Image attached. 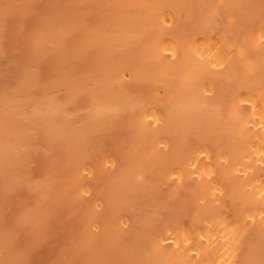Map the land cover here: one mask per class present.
<instances>
[{
  "label": "bare ground",
  "instance_id": "bare-ground-1",
  "mask_svg": "<svg viewBox=\"0 0 264 264\" xmlns=\"http://www.w3.org/2000/svg\"><path fill=\"white\" fill-rule=\"evenodd\" d=\"M57 1L50 0L46 8L42 6L40 11H44L46 18L43 19L45 20L41 19L42 22H38L25 36L18 37V42L24 39L29 41L32 47L29 52L32 53L29 54L28 64L18 77L17 82L11 85L3 84L0 88V176L7 175L8 179H5L13 180L15 183L18 181L15 179L22 174L16 175L14 168L19 171V169H24L23 166H26L25 155L22 156L21 152L25 147L28 150L32 147L31 141L33 140L32 136H36L35 130L43 127V130H47L50 136L55 134L56 130H58V134L64 118L70 115L66 109L68 104L74 102L77 91L83 92L81 89L86 88L88 84L86 82L90 80L89 76L95 73L93 65L94 67L90 68L88 74L85 72L88 71L86 68L83 72L85 75L82 72L80 74L73 72L70 75L64 71L65 68L63 69L65 63H69L62 61L63 58L54 61L56 68L55 71L53 70L54 77L41 80L39 74L36 73L38 71L35 67L37 61L40 58H51L50 53L58 50L64 51L66 58L76 60L77 55L81 59L89 48L91 49L99 43L101 46L98 47H103V50H100L102 57L98 61L102 66L100 65V68L99 64L95 63V65L101 70L104 69L100 70V74L96 69L98 72L96 74H99V83L102 78V87L108 84L109 86L113 85L110 86L112 88L114 83L118 82L121 85L126 81L127 84L129 81L141 78L147 79L145 82L148 83L151 92L145 94L148 99L145 98L146 96L143 98L141 95L140 97L141 93L139 96L131 94V97L124 94L122 87L119 89L120 92L117 87H114L119 92H116L118 96L114 94L113 88L111 92H113V96L116 95L120 99L119 105L117 102L119 99L116 100L115 97V100L111 99L112 95H110V99L104 98L103 92L105 95L106 93L101 87L103 92H96L101 95V98L99 97L98 100L99 95H95L97 102L95 104L93 102L89 109L86 108L89 110L88 121L100 126L103 123L102 120L107 119L110 114L115 115L117 112L119 117L121 115L119 113L122 111L131 112L134 118L129 114V122H125L128 119L124 117L126 115L124 112L122 121L128 126L130 116L132 119H136L139 127L133 120L127 130L130 127L129 131L131 132L134 129L132 126L135 125L138 127L136 129L147 135L149 133L150 137L148 136L147 142V135L141 134V137L143 136L146 140L143 138L140 142L146 141L147 143L144 142L143 147H140L139 131L133 130L136 134L131 132V134H135V137H130L131 134L127 135L134 141L137 139L139 145L132 146L133 140L130 141L131 139L128 138V140L125 137L132 145L130 143V146L127 145L128 147L126 146L124 149L126 144L122 148L120 145L119 147L123 150H131L124 152L128 156L132 155L131 160L126 163L125 168L121 167L118 171V167L113 173L111 171L117 165L120 166L116 164L114 155L103 153L101 150L89 151L87 137H89L90 130H88L87 137L80 130L83 132L82 135H85V139L74 137L68 140V149H70V153L73 151L74 154L72 156L68 153L69 156L66 155V157L73 162L69 160L72 163L67 165L65 162L64 166H70L74 172L70 167L66 168L74 175L68 176L69 180L67 177L64 178L67 183L70 181L69 184L60 177L59 181L57 179L55 182L52 181L59 185L58 182L62 180L66 183L65 186H70L68 188L71 189L68 190L73 191V200L70 198L69 201L76 202L77 213H83L81 216L85 217L83 220L80 216L83 221L78 219V225L82 223L83 228L81 227L80 233L77 229L79 236L73 249L77 264H264V0H100L104 6H99L98 11L95 10V12L103 19V22L101 20L99 24L95 22V25L91 27L85 25V20L80 15L81 11L74 15L73 9L70 10L73 16H68L70 12L67 11L69 14L66 17L64 14V16H60L58 12L59 16H56V13L47 18L45 9L47 12L59 9ZM37 2L38 0H0V55L5 49L2 34L6 24L3 17L9 12L14 14L17 20L34 17L37 12L32 10ZM91 2L93 1H71L73 5L75 3L80 6H89L88 4ZM96 3L99 2L96 1ZM100 7H105L107 12L103 11L105 13L103 14L106 16L107 13V17L112 18V20L108 19L111 22L103 16ZM63 11L65 10L63 9ZM89 13L93 14V11L89 10ZM97 14H94L95 17ZM60 17L62 18L60 19ZM17 22L16 20L13 22L15 32L20 31V24L18 25ZM76 30L81 32L80 40L78 42L76 40L72 44L66 43L69 37L74 36ZM132 44L136 47L130 46ZM127 48H130L132 52L135 51L134 54L140 53L139 51L142 50L143 59L139 58L141 54H138L139 57L135 54L138 60L134 58V55H132L133 58L130 55L126 56L134 60L123 57L126 52L124 53L122 50H129ZM110 51H114L113 55L115 56V52H118V56L120 52L123 55L120 53L122 55L119 56L120 59L116 56L118 61H115L112 55L111 62L108 55ZM132 52L128 54H133ZM106 56L109 57V63L106 61L105 65L102 64L104 60H101ZM13 61L15 58L11 62ZM8 63L5 62L7 65ZM74 67L72 66L71 71L74 70ZM143 80L139 81V85ZM90 84L89 86L92 87V83ZM36 87L43 91L40 98H36L32 94L33 88ZM60 90L66 92L65 97L58 95ZM117 114L113 118L116 117V120L119 121L120 117L118 118ZM123 117L126 119L125 121ZM133 122L134 125H132ZM91 123L87 125H92ZM125 123L121 126L124 127ZM74 125L71 127L74 128ZM81 125L84 126V124ZM106 125L99 128H105ZM111 125L110 128L113 127ZM86 127L92 128V126ZM80 131L76 136L80 135ZM137 133L138 138L136 137ZM44 134L47 136L46 132ZM55 137H51V140L54 139L52 144L56 143L55 140L58 141ZM63 139L61 138L62 141ZM61 140L59 139L60 142H62ZM60 142L59 144H61ZM63 143L65 142L63 141ZM137 146L140 147V150ZM65 147L63 148L65 149ZM33 149L35 150V148ZM118 161H120L119 158ZM70 164H73V167ZM49 167V169L47 167V171L51 172L47 174L45 171V178H48L52 173L51 179L54 175L60 174L57 173L58 169L54 172L55 168L52 171V166ZM58 167L60 166L58 165ZM62 169L60 172H63ZM67 169L64 170L65 175L70 172L69 170L66 172ZM21 177H23L24 183L30 181H27L24 176ZM40 180L38 184L37 181H34L36 185L32 184L33 180L29 182L28 189L32 188H30L32 190L29 192L30 194L34 193V189V194H37L36 191L39 188L38 195L40 197L43 195V199L46 197L44 195L48 196L55 189L57 198L63 197L64 199L67 195L69 196L64 191V189L67 191V186L65 187L64 184L62 193H64L63 195L66 193V196L58 197L61 195L59 191L61 192L62 186H57L59 189L53 187L54 184L52 187L55 189H51L52 181L46 179L50 182L48 187L47 181L44 180L43 183V180ZM10 181L5 182V184L9 183V187L10 184H13ZM41 182L46 184L47 188ZM194 182L197 183V187L195 192L191 193L190 187ZM16 184H13L12 187ZM19 185L17 184V186ZM33 187L35 188L33 189ZM48 188H50V192L47 191ZM10 189L13 193L14 189ZM42 189L45 193L42 192ZM160 189L165 191L164 197L158 195L161 193ZM95 192L96 195H94ZM141 194L148 195L149 198L146 197L147 200L144 199V196L143 199L139 198ZM55 195L52 193V197H46L47 202H51V197L59 210L66 209L62 208L66 198L63 201L62 199L56 201L55 197L53 198ZM39 196L38 198H40ZM42 198L38 200L37 205L34 203L37 207L32 206L36 209H34V213L29 212L28 206H26V210H22L32 213L25 214L27 218L24 214L18 215V217L24 215L25 223L31 219L29 224L34 229L36 226V224L33 225L34 227L32 226V222L36 221L34 217L38 221L37 216L40 214L42 216V213L45 212L43 209H46V214H48L47 208L51 204L56 206L54 203H49L50 205L42 203L44 201ZM32 199L35 200V198ZM61 201L62 203H60ZM66 202L68 201L66 200ZM39 203H42L40 204L42 206ZM43 204H47L45 208H43ZM53 205L52 208L50 207L51 209H54ZM189 205H192L193 215L191 221L186 222L185 214ZM1 206L3 205L1 204ZM19 208L21 209V207ZM1 209L3 211L0 212L5 215L4 209ZM37 209L39 212L43 211L32 219V215H35ZM164 210L167 212L162 217L161 214ZM69 215L71 214L69 213ZM41 219L40 217L39 222L42 221ZM42 224L40 223V226ZM15 225L19 226V224ZM30 225L27 222L26 228L29 231L31 230L28 227ZM40 226L36 230L40 232H38L39 234L33 231L37 237L46 228L41 230L45 225ZM61 227L60 229L56 228V231L57 229L61 230ZM63 229L65 230L64 226ZM45 230L46 232L54 231L52 229ZM67 230L72 231L73 229L71 227ZM15 231L17 232V230ZM29 231L24 232L31 235L32 233ZM34 233L33 235H35ZM54 233L56 234V232ZM15 235L18 236V234ZM37 237L34 240H43L44 238L43 236H41L42 238ZM44 240L46 239L44 238ZM56 256H54L56 259L62 258V256L58 258ZM72 256H69L70 261H67L69 258L66 259L64 256L63 260L67 261L64 262L71 264L73 261L74 263ZM55 258L50 261V264L52 262L55 264ZM59 261L61 260H56V262Z\"/></svg>",
  "mask_w": 264,
  "mask_h": 264
},
{
  "label": "rangeland",
  "instance_id": "rangeland-1",
  "mask_svg": "<svg viewBox=\"0 0 264 264\" xmlns=\"http://www.w3.org/2000/svg\"><path fill=\"white\" fill-rule=\"evenodd\" d=\"M48 1L50 2V0H38V2H37V5L34 7V10H32V11H35V12H37L36 13V15L34 16V17H31V18H24V19H20V20H17L16 18H15V16H14V14H12V13H8L5 17H3V20H5V24L6 25H4V31H3V34H2V37H3V40H4V51H6V52H4V51H2V53H4V54H2L1 53V55H0V88H1V86L3 85V84H9V85H11V84H14V83H16L17 82V79H18V77L20 76V74L25 70V68H26V66H27V64H28V58H29V54H31L32 52H29L31 49H32V47H31V45H30V43H29V41L27 40V39H24L23 41H21V42H18V37L20 38L21 36H25L30 30H31V28H34L35 26H36V24L38 23V22H42V20H45V19H43L45 16H44V11H40V9H41V7L42 6H45V8L48 6ZM69 1V2H68ZM71 1L72 0H58L57 1V5L59 6L58 8L59 9H57V10H54V11H51V12H47V10L45 9V14L47 15V18H49V17H51L52 15H55L56 13H57V15L56 16H59L58 15V12H59V14H60V16H64L65 15V17H66V15H68L69 13L67 12V11H69L70 12V14L68 15V16H70V15H72L73 16V13H74V15H76V14H78V13H80V11H81V14L80 15H82L83 16V19L85 20L84 21V23H85V25L86 26H88V27H91L92 25H95L94 23L96 22V24L98 23H101V22H103L102 20V18L97 14V12H95V10H97L98 11V9H99V6H101L102 4L100 3V0L98 1V0H91V1H93V2H91V4H88L89 6H80V5H76L75 3H74V5L71 3ZM96 1L97 2H99L100 3V5H99V3H96ZM67 3V4H66ZM63 4H65V5H63ZM72 4V5H71ZM69 5V6H68ZM98 5V6H97ZM63 6H65V7H67V8H65V7H63ZM96 6V7H95ZM102 6H104V5H102ZM82 7V8H81ZM87 7H88V10H87ZM89 7H91V8H89ZM17 8V7H16ZM61 8V9H60ZM70 8V9H69ZM101 8V7H100ZM103 8V10H101ZM101 9H100V11H101V13L103 14L105 11L107 12V10H105L104 8L105 7H102ZM63 9L65 10V11H63ZM73 9V10H72ZM78 9V10H77ZM70 10H72V12L70 11ZM89 10H91V12L93 11V14H91V13H89ZM63 13H62V12ZM85 11V12H84ZM99 11V12H100ZM104 11V12H103ZM66 12H67V14H66ZM78 12V13H77ZM98 12V13H99ZM108 12L110 13V11L108 10ZM87 13V14H86ZM64 14V15H63ZM84 14V15H83ZM89 14H90V16H89ZM97 14V16L95 17V15ZM100 14V13H99ZM105 14V13H104ZM103 14V16L104 17H106L107 18V20L109 19L107 16H108V14L106 13V16ZM12 15V16H11ZM42 16V17H41ZM86 16H88V17H86ZM99 16V17H98ZM99 18V20H98V18ZM46 18V17H45ZM62 17H60V19H61ZM94 18V19H93ZM42 19V20H41ZM97 19V20H96ZM18 21L17 23H18V25H19V27H20V31L19 32H15L14 31V29H15V24L13 23L14 21ZM101 20V22H99ZM106 20V19H105ZM109 20H112V18H110ZM108 20V21H109ZM62 21H63V19H62ZM88 21V22H87ZM109 22H111V21H109ZM112 22H114V21H112ZM87 23V24H86ZM24 26V27H23ZM22 28V29H21ZM76 36V37H75ZM80 36H81V32H80V30H76L75 32H74V36H72L70 39L68 38L67 40H66V43H69V44H72V42H75L76 40H77V42L80 40ZM12 38V39H11ZM20 41V40H19ZM27 44H29V45H27ZM98 45H96V46H94L93 48H89V50L87 51V53L85 54V56L84 57H82L81 59H80V57L79 56H77L76 55V57H75V55H74V57L76 58V60H72V59H70V58H66L65 57V53H64V51H61V50H58L57 52H52V54L50 53V56H51V58H40L38 61H37V63L35 64V67H37V72L36 73H38L39 74V77H40V79L41 80H47V79H49V78H51V77H54V75H55V73H54V71L56 70V68H55V63H54V61L56 62V60H61V59H63L64 58V60H62V61H64V62H66V61H68L69 63H65V67H63V69H64V71H66V72H68L70 75L74 72V73H81L82 72V74H84L85 75V73H83L85 70H86V68H87V70L88 71H85V72H87V74H88V72L90 71V68L92 69V67H94V69H95V73H92V75H90L89 76V78L88 79H90V80H88L86 83H88L87 84V86H86V91H85V89H81V90H83V92H85V93H83V92H81L80 90L79 91H77L76 92V98H75V100H74V102L73 103H70V104H68V106H67V110L69 111V116L67 117V118H64L65 120H64V122L62 123L63 125H62V127H61V129L59 128V130H60V132H62V133H60V132H58V134H57V131L58 130H56L55 132V134H53V135H49L48 133V131L47 130H43V127H41V128H37V129H39V130H35V132L36 133H34V134H36V136L35 135H33L32 137H33V140L31 141V144H32V147L28 150L26 147L22 150V152H21V155L23 156V155H25V161H26V166H23L24 167V169H19V171H17V168H14L15 169V171H16V175L18 174H22V175H19L18 176V178L17 179H15L16 181L18 180V181H20V182H16L17 184H20L19 186H17V184L15 183V181L13 182V180L12 181H10V180H7L8 178V176L6 175V176H0V184H1V186H0V205L2 204L3 206H1L0 207V211H3L1 208H3L4 209V213H5V215H3L2 213L3 212H0V251H2V252H0V264H50L51 262L50 261H53L54 260V256H56L57 258L58 257H60V256H62V258L60 257V258H58V259H56L55 258V264L57 263V264H67L66 262L67 261H70L71 260V256L73 257L72 259L74 260V263H73V261H71V264L73 263V264H77V259H76V256H75V253H73V249H74V246H75V242L77 241V238H78V236H79V234H78V232L80 233L81 232V230H82V223H80V225H78L79 224V220L78 219H83L84 220V218L82 217L83 216V213L82 214H80V212H78L77 213V209H76V202H74L73 203V201H71L72 202V204H70L71 202L69 201V200H73V191H69L71 188H68V187H70L69 185H66L67 186V191L64 189V191L67 193V194H69V196L67 195L66 196V193H65V195H63L64 193H62V189H63V184H64V186H65V184L67 183V180L65 181L64 180V178H66L67 177V179L69 180V177H70V175L72 176V175H74L73 173H72V169H71V167H70V169L72 170V171H70L69 169H67V168H69V167H65L64 166V164H65V162H67V165H69L68 163H70L71 161L73 162V160H71V159H69V160H71V161H69L68 160V157H66V155L69 153V155L71 154L72 156H73V151H71V153H70V149H68L69 147H68V140H70V139H72V138H74V137H79V138H84L85 139V137H87V133H88V130H90L89 131V137H87V145H88V148H89V151H94V152H97V150H101L103 153H110V154H112V155H114L115 156V158H116V161L118 162H116V164H119L120 166H118L117 165V167L116 168H114L111 172L113 173V172H115V170L117 169L118 171L121 169V167H126L127 166V164L126 163H128V162H130L129 160H131V156H128V154H126V153H124L125 152V150H123L124 148H126V146L127 145H129L130 146V141H134V139H131L130 137H135V131H133V130H135L136 128H138L139 126H138V124L136 123V119L134 120V119H132V114H131V112H126V111H122V113H123V115H124V112H126V115L124 116V117H127V119H128V115L130 114V116H132V117H130L129 116V118H130V123H132V121L134 120V122L136 123L135 125H137V126H135L134 125V122H133V124L132 125H134V126H132V125H130V126H132L134 129L132 130L135 134H131V132L129 131V129H130V127H129V129L127 130V128H128V126H129V124H128V126H126V123L125 122H129V119H128V121L123 117V119H124V121L125 122H123L122 121V113L120 112L119 113V117H120V120L119 121H117L116 120V117L115 118H113L114 116H116V114H117V112L115 113V115L113 114H110L108 117H107V119L105 118L104 120H102V124L100 125V126H98L96 123V125L98 126H96V128H95V124H94V122H93V124L91 123V122H89L88 120H89V106L93 103V104H95V102H97V98H98V100L101 98L100 96L101 95H99V94H96V92H98V91H102L101 90V87H102V78H101V82L99 83L98 82V78H99V74H100V65L101 64H99V62L98 61H100V57H102L101 56V54H100V50H103L102 48L103 47H98V46H101L99 43H97ZM134 44H132V45H130V46H133ZM68 46H70V45H68ZM135 46V45H134ZM96 47V48H95ZM136 47V46H135ZM130 48H132V47H130ZM130 48H127V49H129V50H126V51H123L122 50V52H126L125 53V55L123 56V57H126L127 55H130V57H132V55H134V58L135 59H137L138 57H139V55L138 54H141L140 55V59H143V52H142V50L141 51H139L138 49H136V51H139L140 53H138L137 52V54L136 55H138V57L133 53V52H135V51H130ZM95 49V50H94ZM93 50V51H92ZM132 50V49H131ZM133 50H135L134 48H133ZM92 51V52H91ZM59 52V53H58ZM61 52V53H60ZM112 52V53H111ZM122 52H120V53H122ZM133 53V54H128V53ZM142 52V53H141ZM99 53V54H98ZM113 53H114V51H110L109 53H108V55L110 56V60H111V62H112V55H113ZM119 53V56H122L123 55V53H122V55ZM7 54H8V56H7ZM60 54H62V55H60ZM115 54H116V56H118V52H115ZM97 55V56H96ZM100 55V56H99ZM3 56V57H2ZM60 56V57H59ZM92 56V57H91ZM115 55H113V59H115V61H118L117 59L119 58V56H118V58L116 57ZM142 56V57H141ZM78 57V58H77ZM95 57H97V58H95ZM115 57V58H114ZM129 56H128V58H130ZM3 58V59H2ZM14 58H15V61H13V62H11L12 61V59L14 60ZM117 58V59H116ZM127 58V57H126ZM127 58V59H128ZM133 58V57H132ZM67 59H69V60H67ZM93 59V60H92ZM98 59V60H97ZM109 57L108 56H106L104 59H102L101 61H103L104 60V62H102V64H105L106 63V61H108L107 63H109ZM120 59V58H119ZM139 59V60H140ZM97 60V61H96ZM130 60H134V59H131L130 58ZM138 60V59H137ZM3 61H5V62H11V63H8V65L7 64H5V62H3ZM74 61V62H73ZM80 61V62H79ZM91 61H93V62H91ZM86 62V63H85ZM95 63H96V65H98V66H96L95 65ZM106 63V64H107ZM7 65V66H4V65ZM39 64V65H38ZM72 64V65H71ZM85 64V65H84ZM105 64V65H106ZM38 65V66H37ZM69 65H70V67H69ZM80 65V66H79ZM94 65V66H93ZM23 66V67H22ZM72 66L74 67L73 69V71H71V69H72ZM83 66V67H82ZM102 66V65H101ZM67 67H68V69H67ZM77 67V69H75ZM89 67V68H88ZM23 68V69H22ZM69 68H70V70H69ZM83 68V69H82ZM85 69V70H84ZM96 69L97 70H99L98 72H99V74L97 75L96 73H98L97 71H96ZM3 70H5V71H3ZM54 70V71H53ZM68 70V71H67ZM76 70V71H75ZM78 70H80V71H78ZM102 70H104V69H102ZM101 70V71H102ZM93 74H96V76L94 75L93 76ZM92 76V77H91ZM91 77V78H90ZM100 80V79H99ZM139 80V79H138ZM138 80H133L134 82H137V83H135L134 84V82L133 81H131V82H133L132 84H131V82L129 81V83L127 82V84H126V81L124 82V83H121V85H119L118 84V82H117V84L116 83H114V87H117V88H114V87H112L114 90L115 89H117L119 92H120V88L122 87V90H124L123 92H124V94H127V95H129V96H131V94H133V95H136L137 94V96H139V94H140V97H141V95H142V97L144 98L148 93L150 94V92H151V90L148 88L149 87V85H148V83H146L147 82V79L146 80H143V79H141L140 78V80H143L141 83H143V84H141L140 83V85H139V81ZM97 81V82H96ZM128 81V80H127ZM146 81V82H145ZM145 82V83H144ZM90 83H92V87H90L89 86V84ZM120 83V82H119ZM145 84H147V85H145ZM91 85V84H90ZM117 85V86H116ZM137 85V86H136ZM105 86H106V88H105ZM110 86H113V85H110ZM108 84L107 85H103V87H102V89H103V91H105V93H106V95L104 94V92H103V95H104V98H106V99H110V95H112L113 94V92H115L114 94H116V92H117V90H115V91H113V92H111L113 89L110 87ZM119 86V87H118ZM108 87H110V89H108ZM125 88V89H124ZM66 90V89H65ZM121 90V91H122ZM126 90V91H125ZM109 91V92H108ZM131 91V92H130ZM32 94L33 95H35L36 96V98H40L41 96H42V94H43V91H42V89H40V88H38V87H36V88H33V90H32ZM87 92V93H86ZM102 92H100L101 94H102ZM111 92V93H110ZM119 92H117V93H119ZM128 92H129V94H128ZM95 93V94H94ZM99 93V92H98ZM144 93V94H143ZM113 94V95H114ZM146 94V95H145ZM58 95H60V96H62V97H65L66 96V92L64 91V90H60V91H58ZM85 95V96H84ZM95 95H99L97 98H96V96ZM103 95H102V97H103ZM112 95V96H113ZM117 95V94H116ZM111 96V99H114V97L116 98V100H117V96ZM95 96V97H94ZM100 97V98H99ZM108 97V98H107ZM132 97V96H131ZM134 97H136V96H134ZM140 97H137V98H140ZM150 97V96H149ZM91 98H92V100H91ZM93 98H94V100H96V101H94L93 100ZM145 98H147L148 99V96H146ZM106 99H101V100H106ZM119 99V98H118ZM115 100V99H114ZM92 101V102H91ZM105 102V101H104ZM116 102V101H115ZM117 102H118V104L120 105V99H119V101L117 100ZM92 104V105H93ZM86 108H88L87 110H88V112H87V110H86ZM78 109V110H77ZM80 109H82V110H80ZM84 110H86V111H84ZM77 112V113H76ZM81 112V113H80ZM86 113V114H85ZM128 113V114H127ZM72 115V116H71ZM88 115V116H87ZM112 115V116H111ZM88 117V118H87ZM117 117H118V114H117ZM118 117V118H119ZM134 118V117H133ZM67 120V121H66ZM105 120H106V122H105ZM114 120H116V121H114ZM86 121V122H85ZM112 121V123H110ZM80 122H81V124H84V126H85V124H86V126H92V128L90 127H84V126H82L81 124H80ZM117 122V124H115V123ZM123 122V123H122ZM66 123V124H65ZM77 123V124H76ZM88 123H91L92 125H87ZM105 123V124H104ZM125 123V126L123 127V126H121V125H123ZM72 124V125H71ZM75 124V125H74ZM106 124H108V125H106ZM110 124H112L111 126H113V127H111L110 128ZM119 124V125H118ZM60 125V124H59ZM64 125H69V126H64ZM73 125H74V128H72L73 127ZM104 125H106V127L104 128H99V127H102V126H104ZM64 126V127H63ZM72 126V127H71ZM119 126V127H118ZM108 127V128H107ZM126 127V128H125ZM74 129V130H72V129ZM88 128V129H87ZM62 129H65V130H67L66 132H65V130H62ZM96 129H97V131H96ZM104 129H107V130H105L104 131ZM141 129V128H140ZM41 130H43V131H45L46 132V134H47V136L49 137L50 136V138H47V136L44 134L45 132H43V131H41ZM78 132H77V131ZM80 130H82L83 132H84V134L86 135H82V131H80ZM86 130V131H85ZM137 131L136 132H138L139 130L138 129H136ZM39 131V132H38ZM43 132V133H41V132ZM70 131V132H69ZM74 131V132H73ZM79 131H80V135H82V136H80V135H78V136H76L78 133H79ZM120 131V132H119ZM38 132V133H37ZM100 132V133H99ZM140 132V136H138V133H137V135H136V137L138 136V137H140L139 139H141V140H138L139 141V144L141 143V145H139V144H137V139H135V144H134V142L132 141V143H133V145H132V143H131V145L132 146H135L136 144L137 145H139L140 147H143L142 145H143V143L144 142H146V141H144L143 143L142 142H140V141H142V139L144 138L143 136H145V135H147V134H145L144 132H141V131H139ZM96 133V134H95ZM129 133V134H128ZM143 133H144V135H143ZM41 134V135H40ZM42 134H44V135H42ZM52 134V133H51ZM57 134V135H56ZM73 134V135H72ZM108 134H109V136H108ZM130 134H131V136H130ZM141 134L143 135L142 137H141ZM60 137H59V136ZM103 135V136H102ZM127 135H129L130 137H127ZM132 135H134V136H132ZM54 136H56L55 138L56 139H58V141H59V139L61 140V138L63 139L64 137L67 139H63V141L65 142V143H63V141L62 142H60L61 144H59V142L58 141H54V142H56V143H54V144H56V146H54V144H52L53 142V140H51V137H54ZM61 136H63V137H61ZM71 136V137H70ZM85 136V137H84ZM148 136L150 137V135H149V133H148V135H147V137L146 138H148ZM46 137V138H45ZM57 137H59V138H57ZM68 137H70V138H68ZM92 137V138H91ZM108 137H109V139H108ZM128 139H131L130 141H128L126 138ZM137 137V138H138ZM94 138V140H92ZM146 138H144L145 140H146ZM48 139V141H46ZM125 139H126V141H125ZM51 140V141H50ZM122 140H124V141H122ZM148 140H149V138L147 139V142H148ZM91 141V142H90ZM115 141V143H113V142ZM121 141L123 142V144L121 143ZM53 145V148H51L52 147V145L50 144V143ZM67 142V143H66ZM93 142V143H92ZM97 142V143H96ZM129 142V143H128ZM146 142V143H147ZM91 143V144H90ZM120 143V144H119ZM145 143V144H146ZM59 144V145H58ZM126 144V145H125ZM144 144V145H145ZM51 145V146H50ZM90 145H92V146H90ZM95 145V146H94ZM114 145H116V146H114ZM119 145L121 146V148L123 147V145H125V147H123V149H121L120 147H119ZM34 146H36V147H34ZM67 148H66V147ZM94 146V147H93ZM63 147H65V149L63 148ZM128 147V146H127ZM136 147V146H135ZM139 147V148H140ZM33 148H35V150L33 149ZM49 148H50V150H49ZM65 150H63V149ZM137 148H138V146H137ZM138 148V150H140ZM45 149H46V151H45ZM120 149V150H119ZM129 149V148H128ZM132 149V148H131ZM136 149V148H135ZM25 150V151H24ZM130 150V149H129ZM129 150H126V152L127 151H129ZM50 151V152H49ZM66 151H67V153H66ZM131 151V150H130ZM50 154H49V153ZM120 152V153H119ZM125 154H123V153ZM23 153V154H22ZM28 153V154H27ZM119 154H120V156H119ZM131 154V153H130ZM29 156L28 158H27V156ZM69 155H67V156H69ZM42 156V157H41ZM54 156V157H53ZM128 158H127V157ZM57 157V158H56ZM60 157V158H59ZM63 157V158H62ZM123 157V158H122ZM124 157H126V158H124ZM50 158V159H49ZM52 158V159H51ZM69 158H71V157H69ZM118 158H119V160L120 161H118ZM121 158V159H120ZM62 161H61V160ZM67 159V160H66ZM60 160V161H59ZM123 160V161H122ZM127 160V161H126ZM55 161V162H54ZM58 163H57V162ZM63 162V163H62ZM71 162V163H72ZM48 163V164H47ZM51 163H53V164H51ZM55 163H56V165H55ZM61 163V164H60ZM47 164V165H46ZM124 164H126V165H124ZM130 164V163H129ZM48 167V169L50 168L49 166H52L51 168H53V170L52 171H54V168H55V171L54 172H56V170L58 169V171H57V173H60L59 175H54L52 178L53 179H51V175H53V173L50 175V176H48V178L46 177H44L45 175H46V173L44 174V172L46 171L47 172V174H49V172H51L50 170L49 171H47V167ZM54 165H55V167H54ZM60 166V167H58L57 168V166ZM62 165H63V167H62ZM72 167H73V164H70ZM45 166V167H44ZM65 167V168H64ZM43 168V169H42ZM60 168V169H59ZM62 168H64V169H62ZM123 168V169H124ZM63 170V172H64V170L65 169H67L66 170V172H69V174L67 173L66 175H65V172H64V174H63V172H60V170ZM69 170V171H68ZM74 170H75V167H74ZM28 171V172H27ZM74 172V171H73ZM24 173V174H23ZM43 173V174H42ZM56 173V174H57ZM156 173V172H155ZM55 174V173H54ZM63 174V175H62ZM153 174V173H152ZM154 175H156V174H154ZM21 176H24V177H26L27 178V181L28 180H30L29 182H32V180H33V182H32V184H35L34 183V181H37L36 183L38 184L39 183V180L41 179V178H43V179H41V180H43V183H44V180L45 181H47L46 182V184H47V186L49 185V183L53 180L54 182L56 181V179L59 181V177H60V179L61 178H63V181H65L66 183H64V182H62V180L60 181V182H62V183H60V182H58L59 183V185L60 186H62V188H61V192L57 189V191H59V193H61V195H58V197L60 196H66V197H64V199H63V197H61V198H57L56 197V192H55V188H53V187H56V188H59L60 186L57 184V182L56 183H53V181H52V183L53 184H51V186H50V188L52 187V185H54L51 189H55L53 192L50 190V188H48L47 189V191H51L52 193H54V195L55 196H53V198L55 197V200L56 201H60L59 199H62V201H63V204H64V206H62V208H66V209H61V207H60V209L61 210H59V208H58V206H57V204L54 202V199L52 200V193L50 192V194H49V192H46V194L48 193L49 195L48 196H51L50 197V199H51V202H47V200H46V197H48L47 195H44V196H46V197H44L45 199H43L42 197H43V193H45V192H43L44 190L46 191V189H44L45 187L47 188V186H45L46 184H42V182H41V184L42 185H44L45 187L42 189V192H41V195H42V197H40L39 195H38V191H39V188L37 189L38 191H36V193L37 194H34L35 193V187H33V191H34V193H31L32 194V196H31V194L29 193V192H32V188L30 189H28V187H29V182L27 183V182H23L22 181V178L23 177H21ZM31 176V177H30ZM42 176V177H41ZM63 176V177H62ZM69 176V177H68ZM41 177V178H40ZM5 178H7V179H5ZM30 178V179H29ZM31 178H32V180H31ZM39 178V179H38ZM220 178H222V176H220ZM5 179V180H4ZM10 179V178H9ZM35 179V180H34ZM46 179H49V181L48 180H46ZM71 179V178H70ZM223 179V178H222ZM9 182L10 181V183L11 182H13V184H16V186L14 185V187H16V188H14V187H12L13 186V184L11 185L10 184V187L8 186V184H5V182L7 183V181ZM40 180V181H41ZM69 182L70 181H68V183L67 184H69ZM27 183V185H25ZM32 184H30V185H32ZM40 184V185H41ZM36 185V184H35ZM41 185V186H42ZM196 185V186H195ZM4 186H6V187H4ZM48 186V187H49ZM57 186H59V187H57ZM65 186V187H66ZM194 187V188H193ZM197 187V183H195L194 182V184L193 185H191V189L193 190H191V193L193 192H195L194 190H195V188ZM10 188H12V190H13V193H12V191H11V189ZM16 189V190H15ZM19 189V190H18ZM27 189L29 190L28 192H27ZM60 189V188H59ZM69 189V190H68ZM18 190V191H17ZM31 190V191H30ZM72 192V193H69V192ZM152 191H153V189H152ZM152 191H150V192H152ZM159 191H161V193L159 192ZM158 191V193H160V194H158L160 197H162V195H163V197L165 196V191L164 190H162V189H160ZM197 191V190H196ZM188 192H189V190H188ZM1 193H2V195H1ZM58 193V194H59ZM34 194V195H33ZM35 195H37V196H35ZM72 195V196H71ZM94 195H96V192L94 193ZM30 196V197H29ZM38 196L40 197V198H42L44 201L42 202V203H48V205H50L49 203H54V204H56V206L55 205H53V204H51L50 205V207L52 208V205H53V208L55 209V211H53L54 209H51L50 207L49 208H47V213L48 214H46V209H43V210H45V212H43L42 213V211L43 210H40V212L38 211V209H37V212H35V215L33 214L32 215V219H33V217L34 216H36V215H38V213L40 214V213H42V216H41V214L39 215V216H37L38 217V221H37V218H35L34 217V219H36V221L33 223L32 222V226L34 225V224H36V226H35V229L34 228H31V225L29 224V221L31 220L30 218V216H28V217H30V218H28V219H30L29 221H26V223H25V221L23 220V219H25L23 216L25 215V214H27V215H30V214H32V213H34V211L36 210L35 208H33L34 206H35V204L37 205L38 204V200L40 199V198H38ZM143 196H144V199L145 200H147L149 197H148V195H145V194H141V196H139V198L140 197H142V199H143ZM67 197H69V198H67ZM75 197V196H74ZM146 197H148V198H146ZM19 198V199H18ZM32 198H35V200L34 199H32ZM38 198V199H37ZM71 198V199H70ZM49 199V200H50ZM23 200H24V202H23ZM66 200L68 201V202H66ZM141 200V199H140ZM144 200V201H145ZM53 201V202H52ZM62 201L60 202V203H62ZM74 201H75V199H74ZM23 202V203H22ZM33 202V203H32ZM37 202V203H36ZM35 203V204H34ZM42 203H39V205L40 204H42ZM57 203H59V202H57ZM59 203V204H60ZM67 203V204H66ZM4 204H5V206H4ZM24 205L23 207H22V205ZM65 204H66V206H65ZM21 207V209L19 208L18 209V207ZM44 206H43V208H45V205H47V204H43ZM68 205H69V207H68ZM73 207H72V206ZM26 206H28V210H29V212H32V213H28V212H26V211H22V210H26L27 209V207ZM33 206V207H32ZM40 206H42V205H40ZM40 206H39V208H40ZM61 206V205H60ZM11 207V208H10ZM33 208V211H31V209ZM35 207H37V206H35ZM48 207V206H47ZM9 208V209H8ZM23 208V209H22ZM35 209V210H34ZM49 209H51L50 211H49ZM68 209V210H67ZM76 211H75V210ZM5 210H6V212H5ZM18 210V211H17ZM57 210H58V212H57ZM63 210V211H62ZM192 205H189L188 207H187V212H186V214H185V221L186 222H188V221H191V219H192V215H193V213H192ZM20 211V212H19ZM19 212V213H18ZM22 212H24V213H22ZM66 212V213H65ZM166 212H167V210L165 211H163V214H161V215H163L162 217H164L165 215H166ZM24 214L23 216L22 215H20L19 217H18V215L19 214ZM62 213V214H61ZM69 213L71 214V215H69ZM46 214V215H45ZM50 214V215H49ZM60 214V215H59ZM16 215V216H15ZM27 215H25L26 216V218H27ZM45 216V218H43L44 216ZM48 215V216H47ZM59 215V216H58ZM66 215H67V217H66ZM68 215H69V218H68ZM82 215V216H81ZM4 216V217H3ZM15 216V217H14ZM22 216V217H21ZM52 216V217H51ZM71 216V217H70ZM80 216H81V218H80ZM40 217L42 218L41 220L42 221H40L39 222V220H40ZM66 217V218H65ZM21 218H22V220H21ZM17 219V220H16ZM20 219V220H19ZM81 219V221H83ZM27 220V219H26ZM5 221V222H4ZM17 221H18V223H17ZM21 223H20V222ZM24 221V222H23ZM32 221V220H31ZM22 222H23V224H22ZM27 222H28V225H30V226H28L29 228H31V230L29 231V229L28 228H26L27 227ZM39 223L38 225H37V223ZM50 222V223H49ZM66 222V223H65ZM40 223L42 224V226L43 225H45V226H40ZM47 223H48V225H47ZM15 224H19V226H16ZM26 224V225H25ZM15 225V226H14ZM24 227V229H23V227ZM25 225V226H24ZM74 225V226H73ZM78 225V226H77ZM33 226V227H34ZM39 226L40 227H42L41 228V230L42 229H44L45 227V229H47V231H49V230H54V231H49V232H46V230L44 229V230H40L41 231V234L40 235H38V237H40V238H42L41 236H43L46 240H44V238H43V240L42 239H40V240H34V238H36L37 237V235L36 234H39L36 230H37V227L39 228ZM59 226V227H58ZM62 226V227H61ZM63 226H64V228H65V230L63 229ZM68 226V227H67ZM80 226V227H79ZM17 227V228H16ZM20 227V228H19ZM54 227H55V229H54ZM60 227L62 228L61 230H59L60 229ZM71 227H72V234L70 233V231H68L67 229L68 228H70L71 229ZM82 227V228H81ZM19 228V229H18ZM56 228H59V229H57V231H56ZM76 228V229H75ZM81 228V229H80ZM13 229H14V231H13ZM22 229V230H21ZM77 229H79L78 230V232H77ZM15 230H17V232L15 231ZM59 230V231H58ZM20 231H21V233H20ZM24 231H29V232H31L32 234V237H31V235H30V233L28 234V232H24ZM36 233H34V232ZM60 231H61V233H60ZM65 231V232H64ZM69 232V233H67V232ZM75 231V232H74ZM15 232V233H14ZM24 232V233H23ZM43 232H46V233H43ZM54 232H56V234L54 233ZM58 232V233H57ZM64 232V233H63ZM77 232V233H76ZM3 233V234H2ZM14 233V234H13ZM33 233L36 235H33ZM15 234H18V236L17 235H15ZM24 234V235H23ZM48 234V235H47ZM49 234H50V236H49ZM60 234V235H59ZM71 234V235H70ZM78 234V235H77ZM10 235V236H9ZM15 235V236H14ZM47 235V236H46ZM52 235H53V237H52ZM12 236H14V237H12ZM20 236V237H19ZM35 236V237H34ZM46 236V237H45ZM60 236V237H59ZM70 236H73L74 237V239H73V237H70ZM9 237V238H8ZM31 237V238H30ZM37 237V238H38ZM68 237V238H67ZM15 238V239H14ZM70 238H71V240H70ZM76 238V239H75ZM65 241H64V240ZM72 240H74V241H72ZM41 241V242H40ZM63 241V242H62ZM67 242H69V243H67ZM71 242V243H70ZM38 243V244H37ZM60 243V244H59ZM74 243V244H73ZM57 244V245H56ZM38 245V247L36 248V246ZM61 245V246H60ZM68 245V246H67ZM11 246V247H10ZM50 246V247H49ZM59 246V247H58ZM63 246V247H62ZM48 247V248H47ZM57 247V248H56ZM62 247V248H61ZM64 247H65V249H64ZM8 248V249H7ZM39 248V249H38ZM37 249V250H36ZM64 249V250H63ZM64 251L63 253L62 252H60V251ZM65 250H66V252H65ZM68 250V251H67ZM58 251V252H57ZM13 252V253H12ZM27 252V253H26ZM52 252V254H50ZM57 252V253H56ZM71 254V253H73L72 255H68L69 253ZM29 253V254H28ZM56 253V254H55ZM61 253V254H60ZM68 255V257H67V255ZM49 254V255H48ZM63 254V255H62ZM19 255V256H18ZM29 255V256H28ZM41 255V256H40ZM65 256V258L67 259V258H69V260L67 259V261L66 260H63V259H65V258H63ZM70 256V257H69ZM51 258H53L52 260H51ZM50 259V260H49ZM76 259V260H75ZM29 260V261H28ZM56 260H61V261H63V262H61V261H59V262H56ZM24 261V262H23ZM49 261V262H48ZM64 261H66V262H64ZM7 262V263H6ZM26 262V263H25ZM70 263V262H69ZM68 263V264H69ZM52 264H54V262H52Z\"/></svg>",
  "mask_w": 264,
  "mask_h": 264
}]
</instances>
